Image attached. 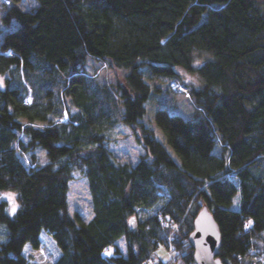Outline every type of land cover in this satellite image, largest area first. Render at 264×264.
<instances>
[{"label":"trees","instance_id":"trees-1","mask_svg":"<svg viewBox=\"0 0 264 264\" xmlns=\"http://www.w3.org/2000/svg\"><path fill=\"white\" fill-rule=\"evenodd\" d=\"M38 2L2 15L0 264H32L24 250L43 230L60 248L52 264H197L190 233L204 205L224 264H264V0ZM91 56L118 76L90 72ZM176 78L195 110H156L173 154L142 118L151 84L177 91ZM125 129L144 149L133 162L111 149ZM76 177L87 219L69 207Z\"/></svg>","mask_w":264,"mask_h":264},{"label":"rangeland","instance_id":"rangeland-1","mask_svg":"<svg viewBox=\"0 0 264 264\" xmlns=\"http://www.w3.org/2000/svg\"><path fill=\"white\" fill-rule=\"evenodd\" d=\"M16 4L24 9H31L39 4L38 0H1L0 2V37L11 26L5 24L2 15L6 6ZM92 59L87 61V68L90 72L97 73L101 79L109 81L115 79L118 76V71L109 64L91 56ZM205 58L204 54H197L195 56V62L198 64ZM119 69V68H118ZM121 71H126L125 68H120ZM186 74L185 79L190 80L195 84H198V77L195 74L188 73L187 71L179 68ZM120 73V72H119ZM182 84V83H181ZM152 94L149 100L146 102L147 111L142 120L151 125L156 132L157 137L167 144L166 136L161 128L155 122V113L159 108H166L171 113H179L185 117L193 115L195 110V103L193 98L188 94V91H184V86L179 91L171 90L167 88L165 91H157L155 84H151ZM174 88V87H173ZM188 89V88H187ZM66 119V118H65ZM169 150L174 154L173 149L168 146ZM111 149L115 156L123 162L135 161L141 152L144 151L143 146L140 145L130 129H125L123 133L119 134L116 141L111 143ZM14 192V191H13ZM5 197L10 201L8 207L9 212H12L13 207L16 206L17 201L13 194H6ZM11 197L12 199H9ZM237 198V197H236ZM69 207L73 214H79L82 218L87 219L91 214V197L88 190V183L84 177H76L70 182L69 190ZM237 200V199H236ZM16 208V207H15ZM42 245L40 248H32L29 244L25 247V254L28 256L29 261L32 264H52L60 254V248H58L54 238L45 230L41 232ZM119 246L125 251V241L120 239L118 241ZM113 247L106 253L111 254ZM168 250L166 247L161 246L159 249L160 254H165Z\"/></svg>","mask_w":264,"mask_h":264},{"label":"water","instance_id":"water-1","mask_svg":"<svg viewBox=\"0 0 264 264\" xmlns=\"http://www.w3.org/2000/svg\"><path fill=\"white\" fill-rule=\"evenodd\" d=\"M130 225L132 229L136 227L135 216L130 218ZM221 239L219 225L213 213L204 205L196 214L194 228L190 233L197 264H224L219 257Z\"/></svg>","mask_w":264,"mask_h":264},{"label":"built area","instance_id":"built-area-1","mask_svg":"<svg viewBox=\"0 0 264 264\" xmlns=\"http://www.w3.org/2000/svg\"><path fill=\"white\" fill-rule=\"evenodd\" d=\"M172 85H173V87H175L178 90H180V89H182L184 87V85L181 84L179 79H177V78L172 81ZM184 88H185L184 90H187L186 87H184Z\"/></svg>","mask_w":264,"mask_h":264},{"label":"snow or ice","instance_id":"snow-or-ice-1","mask_svg":"<svg viewBox=\"0 0 264 264\" xmlns=\"http://www.w3.org/2000/svg\"><path fill=\"white\" fill-rule=\"evenodd\" d=\"M9 199H12L11 197H9ZM15 211H16V208L15 207H13V209H12V212L13 213H15Z\"/></svg>","mask_w":264,"mask_h":264}]
</instances>
